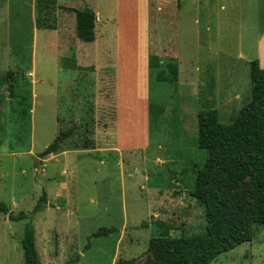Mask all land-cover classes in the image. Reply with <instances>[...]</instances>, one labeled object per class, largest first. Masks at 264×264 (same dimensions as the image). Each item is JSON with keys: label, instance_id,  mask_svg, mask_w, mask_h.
I'll use <instances>...</instances> for the list:
<instances>
[{"label": "rangeland", "instance_id": "374dc122", "mask_svg": "<svg viewBox=\"0 0 264 264\" xmlns=\"http://www.w3.org/2000/svg\"><path fill=\"white\" fill-rule=\"evenodd\" d=\"M204 3L57 0L48 31L35 28L34 0H0V71L14 74L1 91L0 204L29 213L45 192L32 221L41 264H144L150 239L202 232L196 116L215 109L229 125L264 54L256 0ZM83 9L96 17L90 44L75 36L71 10ZM151 55L176 62L174 86L150 88ZM149 103L164 110L152 125ZM25 225L0 212V264H24ZM212 264H264V227Z\"/></svg>", "mask_w": 264, "mask_h": 264}, {"label": "trees", "instance_id": "16d2710c", "mask_svg": "<svg viewBox=\"0 0 264 264\" xmlns=\"http://www.w3.org/2000/svg\"><path fill=\"white\" fill-rule=\"evenodd\" d=\"M57 0H34V25L37 30L56 28ZM75 15V36L82 43L95 40L96 17L89 9L71 10ZM160 63L149 56L150 88L153 84L174 86L178 68L172 59ZM80 70V68H73ZM250 98L229 125L218 122L215 109H204L196 116L195 145L206 154L205 163L195 172L194 190L190 194L203 209L202 232L171 238L164 234L148 242L149 257L144 264H212L218 257L242 244L251 243L254 227H264V70L259 62L249 63ZM14 74L0 71L1 91L11 89ZM163 108L148 105L149 124L157 122ZM0 114V145L3 125ZM73 134L60 132L48 149L54 154L60 143ZM46 204V195L37 201L29 213L17 215L0 204V212L12 222H24L20 242L24 264H41L35 247L33 218ZM170 227L166 226V231ZM114 230L100 231L95 237L106 236ZM87 248V247H86ZM124 264H135L129 260Z\"/></svg>", "mask_w": 264, "mask_h": 264}, {"label": "crops", "instance_id": "0c3cea01", "mask_svg": "<svg viewBox=\"0 0 264 264\" xmlns=\"http://www.w3.org/2000/svg\"><path fill=\"white\" fill-rule=\"evenodd\" d=\"M186 1H187V3L191 2L192 4H195L197 6V5H201V4L205 5L204 2H207L208 0H186ZM255 5H256V14H257V17L259 19V25H260L259 36L261 38H264V0H256ZM73 15H74V13H73ZM74 17H75V15H74ZM258 62H259V67L261 69L264 68V54Z\"/></svg>", "mask_w": 264, "mask_h": 264}, {"label": "bare ground", "instance_id": "6f19581e", "mask_svg": "<svg viewBox=\"0 0 264 264\" xmlns=\"http://www.w3.org/2000/svg\"><path fill=\"white\" fill-rule=\"evenodd\" d=\"M127 40V39H126ZM122 135V134H121Z\"/></svg>", "mask_w": 264, "mask_h": 264}]
</instances>
